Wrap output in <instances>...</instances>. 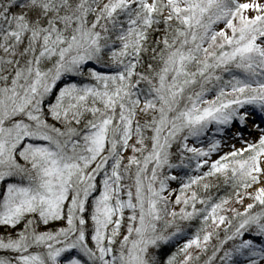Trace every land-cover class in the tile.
Here are the masks:
<instances>
[{
  "label": "snow or ice",
  "instance_id": "snow-or-ice-1",
  "mask_svg": "<svg viewBox=\"0 0 264 264\" xmlns=\"http://www.w3.org/2000/svg\"><path fill=\"white\" fill-rule=\"evenodd\" d=\"M0 264H264V0H0Z\"/></svg>",
  "mask_w": 264,
  "mask_h": 264
},
{
  "label": "rangeland",
  "instance_id": "rangeland-1",
  "mask_svg": "<svg viewBox=\"0 0 264 264\" xmlns=\"http://www.w3.org/2000/svg\"><path fill=\"white\" fill-rule=\"evenodd\" d=\"M242 2H243V0H242ZM236 146L241 147V144L239 142H236Z\"/></svg>",
  "mask_w": 264,
  "mask_h": 264
}]
</instances>
